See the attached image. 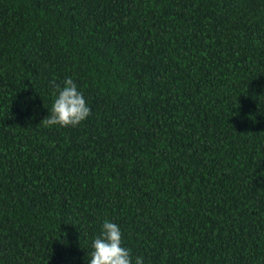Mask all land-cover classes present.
I'll use <instances>...</instances> for the list:
<instances>
[{
    "label": "trees",
    "instance_id": "16d2710c",
    "mask_svg": "<svg viewBox=\"0 0 264 264\" xmlns=\"http://www.w3.org/2000/svg\"><path fill=\"white\" fill-rule=\"evenodd\" d=\"M69 77L91 115L46 127ZM105 220L133 264H264V0H0V264Z\"/></svg>",
    "mask_w": 264,
    "mask_h": 264
},
{
    "label": "clouds",
    "instance_id": "9594fccd",
    "mask_svg": "<svg viewBox=\"0 0 264 264\" xmlns=\"http://www.w3.org/2000/svg\"><path fill=\"white\" fill-rule=\"evenodd\" d=\"M50 86L55 99L51 114L41 122L44 126L76 127L91 115V108L73 78L65 79L63 87L55 80ZM91 247L88 264H133L131 250L123 246L122 232L116 223L105 220ZM134 264H144V258L137 257Z\"/></svg>",
    "mask_w": 264,
    "mask_h": 264
}]
</instances>
